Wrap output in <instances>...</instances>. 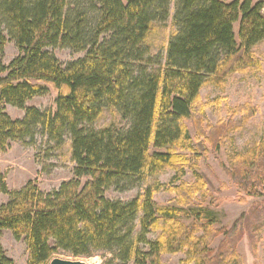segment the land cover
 I'll use <instances>...</instances> for the list:
<instances>
[{
  "label": "trees",
  "instance_id": "obj_1",
  "mask_svg": "<svg viewBox=\"0 0 264 264\" xmlns=\"http://www.w3.org/2000/svg\"><path fill=\"white\" fill-rule=\"evenodd\" d=\"M171 6L172 0H0V153L40 132L57 147L71 138L75 164L74 178L50 194L33 181L11 192L0 170V193L11 197L0 208V264H15L2 244L7 231L27 242L28 264H50L58 252L74 258L110 252L120 264H162V255L178 253H186L184 264H243L236 243L246 229H264V202L230 231L215 229V213L204 205L208 193L196 199L206 183L190 155L205 136L203 87L261 69L253 49L264 42V2L176 0L166 57H153L150 41L171 18ZM10 41L19 54L6 65ZM58 47L86 56L64 67L51 53ZM48 87L58 93L55 110L27 107ZM6 106L25 111L24 118L12 119ZM106 110L125 127L94 129ZM243 111L247 118L255 114L247 107L233 112ZM191 119L199 128L195 139L186 125ZM235 129L220 124L214 138L223 141ZM229 164L246 195L241 203L263 196L264 139ZM188 169L197 174L193 185L182 182ZM167 170L176 174L171 183H157L135 200L105 196ZM161 190L176 195L172 205L154 202ZM254 215L259 223L241 225ZM184 217L195 222L188 226ZM155 233L160 236L150 241Z\"/></svg>",
  "mask_w": 264,
  "mask_h": 264
},
{
  "label": "rangeland",
  "instance_id": "obj_2",
  "mask_svg": "<svg viewBox=\"0 0 264 264\" xmlns=\"http://www.w3.org/2000/svg\"><path fill=\"white\" fill-rule=\"evenodd\" d=\"M224 1L231 3L235 0ZM254 2H264V0H254ZM175 3L176 0H172L171 18L150 41V54L153 57L158 55L166 57L165 50L174 32L172 17L175 12ZM235 28L237 32L238 25ZM51 53L64 67L86 56V53H76L60 47L51 49ZM18 54L15 42L10 41L2 60L8 65ZM253 54L255 59L260 61V70L251 69L244 73H232L226 78L223 86L209 84L203 87L200 93L201 102L205 105L202 128L205 136L200 137L201 144L196 141L197 152L190 157H192V164H197L198 175L202 176L206 183V187L200 194H197L196 199L200 201L208 193L209 198L204 205L215 213V229L217 230L230 231L243 215L247 217L251 214L255 204L260 205L264 202V193H262L263 196L249 198L247 202L241 203L240 199L246 195L237 188L228 173L230 159L249 152L264 139V42L253 49ZM48 88V94L34 98L27 107H34L41 111L55 110L58 93L53 87ZM240 107H247L250 111L254 110V116L247 118L246 111L235 114L233 111ZM6 112L14 120L23 119L25 116V111L12 106H6ZM245 118L247 120L243 122ZM125 124L116 112L106 110L103 117L94 125V129L100 130L110 126L123 128ZM220 124L236 125L238 129L231 131L223 141L219 139L216 141L213 129ZM186 125L191 136L194 139L197 138L199 128H195L194 120L187 121ZM71 146L72 142L69 137L66 138L62 146L57 147L40 132H37L33 138L12 143L6 153H0V170L6 177L9 190L18 192L30 181L35 182L44 194L58 190L62 183L74 178L75 164L72 161ZM175 175L173 170H167L158 176L148 177L128 189L111 188L107 190L105 196L112 201L127 203L144 196L146 191L153 189L157 183L162 185L171 183ZM182 182L189 185L196 183L197 174L195 171L188 169ZM153 198L156 204L169 206L172 205L176 195L161 190ZM213 199L216 202L212 203ZM10 201V196L0 193V208ZM141 217L142 215L139 216V219ZM182 220L188 226L195 222L186 217ZM252 220L253 226L260 222L254 215L251 219L241 220V225ZM263 222L264 216L259 226L264 224ZM136 227L138 234L140 232L139 221L136 222ZM240 229L244 230L242 227ZM252 230L249 233L246 229L242 238L237 241V252L241 256L243 264H264V229L256 233H254V228ZM159 236L160 233L150 234L148 239L155 241ZM224 238L223 235L219 236L212 247L218 248ZM2 244L8 257L15 264H28V245L25 240L16 241L13 234L7 231L3 235ZM54 258L69 261L79 260L86 264H120L116 256L110 252H101L90 258H74L65 252H58ZM186 260V253L164 254L161 258L162 264H184Z\"/></svg>",
  "mask_w": 264,
  "mask_h": 264
},
{
  "label": "water",
  "instance_id": "obj_3",
  "mask_svg": "<svg viewBox=\"0 0 264 264\" xmlns=\"http://www.w3.org/2000/svg\"><path fill=\"white\" fill-rule=\"evenodd\" d=\"M50 264H86L83 261H69V260H62V259H58V258H54Z\"/></svg>",
  "mask_w": 264,
  "mask_h": 264
}]
</instances>
